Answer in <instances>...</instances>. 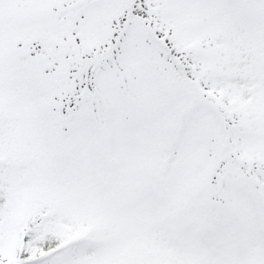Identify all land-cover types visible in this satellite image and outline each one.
<instances>
[{"label": "snow or ice", "instance_id": "snow-or-ice-1", "mask_svg": "<svg viewBox=\"0 0 264 264\" xmlns=\"http://www.w3.org/2000/svg\"><path fill=\"white\" fill-rule=\"evenodd\" d=\"M0 264H264V0H0Z\"/></svg>", "mask_w": 264, "mask_h": 264}]
</instances>
